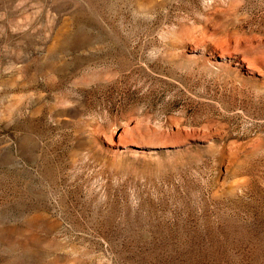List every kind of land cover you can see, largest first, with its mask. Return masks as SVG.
Returning <instances> with one entry per match:
<instances>
[{"label":"rangeland","instance_id":"rangeland-1","mask_svg":"<svg viewBox=\"0 0 264 264\" xmlns=\"http://www.w3.org/2000/svg\"><path fill=\"white\" fill-rule=\"evenodd\" d=\"M0 264H264V0H0Z\"/></svg>","mask_w":264,"mask_h":264}]
</instances>
